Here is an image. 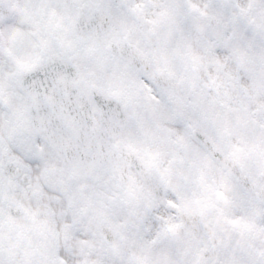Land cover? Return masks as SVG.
<instances>
[{
	"label": "clouds",
	"instance_id": "1",
	"mask_svg": "<svg viewBox=\"0 0 264 264\" xmlns=\"http://www.w3.org/2000/svg\"><path fill=\"white\" fill-rule=\"evenodd\" d=\"M0 264H264V0H0Z\"/></svg>",
	"mask_w": 264,
	"mask_h": 264
}]
</instances>
